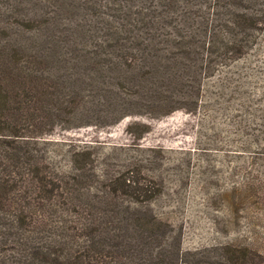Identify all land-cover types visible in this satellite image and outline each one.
I'll return each mask as SVG.
<instances>
[{
    "label": "trees",
    "instance_id": "obj_1",
    "mask_svg": "<svg viewBox=\"0 0 264 264\" xmlns=\"http://www.w3.org/2000/svg\"><path fill=\"white\" fill-rule=\"evenodd\" d=\"M242 71L264 74V0H0V264H264L183 248L137 151L147 120L196 111L215 78L227 99L207 107L240 112L263 162L264 98ZM117 124L127 142L102 136Z\"/></svg>",
    "mask_w": 264,
    "mask_h": 264
},
{
    "label": "rangeland",
    "instance_id": "obj_2",
    "mask_svg": "<svg viewBox=\"0 0 264 264\" xmlns=\"http://www.w3.org/2000/svg\"><path fill=\"white\" fill-rule=\"evenodd\" d=\"M242 72L247 81H255L254 97L264 98V74ZM214 84L215 78L204 81L196 111L178 110L147 120L150 130L137 151L143 164L163 178L162 193L152 208L171 224L183 248L233 244L264 254V161L255 158L252 139L240 135V112L224 104L207 107V101L227 99L207 93ZM261 105L260 100L255 103ZM101 134L128 141L123 124ZM246 182L256 185L255 192L244 190Z\"/></svg>",
    "mask_w": 264,
    "mask_h": 264
}]
</instances>
